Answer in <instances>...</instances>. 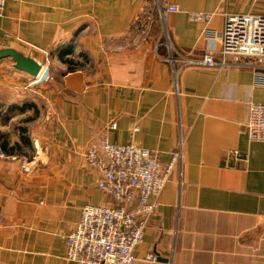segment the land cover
<instances>
[{"label": "crops", "instance_id": "1", "mask_svg": "<svg viewBox=\"0 0 264 264\" xmlns=\"http://www.w3.org/2000/svg\"><path fill=\"white\" fill-rule=\"evenodd\" d=\"M171 1L180 11L164 19L155 0L6 1L0 44L26 46L51 60L53 73L30 88L11 59H0V100L16 114H37L42 95L41 128H50L1 137L0 264H77L66 258L64 236L85 206L113 202L84 160L103 137L147 147L163 164L182 151L135 264H264V141L246 128L264 85L251 66L171 60L201 58L218 46L207 30L222 31L228 15L264 13V0ZM198 12L212 15L196 20ZM64 48L78 63L72 71L57 55ZM149 252L158 260L147 261Z\"/></svg>", "mask_w": 264, "mask_h": 264}, {"label": "built area", "instance_id": "2", "mask_svg": "<svg viewBox=\"0 0 264 264\" xmlns=\"http://www.w3.org/2000/svg\"><path fill=\"white\" fill-rule=\"evenodd\" d=\"M7 0H0V16ZM260 0H252L259 2ZM160 18L178 12V5L171 0H155ZM212 14L198 12L196 20H209ZM141 16V15H140ZM208 39L218 46L206 49L197 60L172 58L184 63L204 67L228 68L251 66L258 84L264 85V13L228 15L220 32H208ZM219 48V49H218ZM253 58L248 65L242 58ZM48 63L42 75L44 77ZM50 79L47 75L45 80ZM111 128H116L112 123ZM248 136L253 141H264V103L250 104L246 124ZM85 164L100 175L97 187L112 199V204L87 205L77 224L64 238L67 245V260L77 264H135L136 248L143 242L145 228L155 213L158 199L170 174L182 160L179 148L167 164L160 162L151 149L135 143L117 144L106 137L92 143L84 152ZM137 202V206L134 204ZM147 261H157L158 255L149 252Z\"/></svg>", "mask_w": 264, "mask_h": 264}, {"label": "rangeland", "instance_id": "3", "mask_svg": "<svg viewBox=\"0 0 264 264\" xmlns=\"http://www.w3.org/2000/svg\"><path fill=\"white\" fill-rule=\"evenodd\" d=\"M163 37L165 38L166 35H164ZM51 73H53V66H52V63L50 60V62L48 64V69L44 73L43 79H41L38 82L32 83L33 85H31L30 88H33V86L36 87L39 84H41L42 82H48V81H50V79L52 80ZM57 73H58V71H57ZM47 75L50 76V79L45 80ZM33 95H36V94L32 93V91L26 90V100H28V102H32L34 104L35 102H33ZM39 96H40V98H42L41 97L42 95H39ZM39 99H36L37 103H35L36 105L40 104V106H41V109H39V112L37 114H36V110H33L32 108H28L26 110V113H24V114H16V110L7 109L5 103H3L0 100V147L4 141L3 138H1L2 136H14V138L17 136H21L22 132H23V130H21V128H23L27 131L25 133L27 136H33V135L36 136L37 133L40 135H46V136L48 135V133L50 131L49 125L41 128V126L44 125V124H42V116H41L42 110L44 113V106ZM37 109H38V107H37ZM6 111H8V112H6ZM24 147H28V145L26 144V146L24 145Z\"/></svg>", "mask_w": 264, "mask_h": 264}, {"label": "water", "instance_id": "4", "mask_svg": "<svg viewBox=\"0 0 264 264\" xmlns=\"http://www.w3.org/2000/svg\"><path fill=\"white\" fill-rule=\"evenodd\" d=\"M1 58L11 59L12 68L24 73L31 83L39 79L46 68V63L36 59L31 49L28 50L26 46L19 44H0Z\"/></svg>", "mask_w": 264, "mask_h": 264}, {"label": "trees", "instance_id": "5", "mask_svg": "<svg viewBox=\"0 0 264 264\" xmlns=\"http://www.w3.org/2000/svg\"><path fill=\"white\" fill-rule=\"evenodd\" d=\"M69 53V51H67V48H64V49H58V53H57V55H58V57L60 58V60L62 61V62H64V63H66V64H68L69 65V67H68V69L70 70V71H72L73 69H75L76 68V66H77V64L78 63H75L74 61H73V59H71V58H67L66 57V55ZM16 108V106H9V109H15ZM27 131L25 130V129H23V135H21V136H27L25 133H26ZM24 142H26L27 143V140H25ZM1 148H2V150H5V148H6V142H3L2 143V145H1ZM134 206H137V202L134 204Z\"/></svg>", "mask_w": 264, "mask_h": 264}]
</instances>
